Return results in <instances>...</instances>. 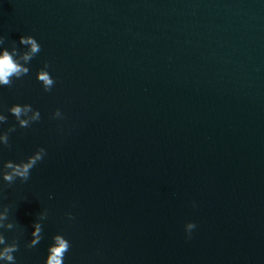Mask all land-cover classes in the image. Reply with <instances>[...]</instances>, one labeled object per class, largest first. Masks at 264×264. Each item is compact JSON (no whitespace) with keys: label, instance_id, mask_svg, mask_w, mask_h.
I'll list each match as a JSON object with an SVG mask.
<instances>
[{"label":"clouds","instance_id":"1","mask_svg":"<svg viewBox=\"0 0 264 264\" xmlns=\"http://www.w3.org/2000/svg\"><path fill=\"white\" fill-rule=\"evenodd\" d=\"M2 42V41H0ZM20 43L30 45V50L23 54H18L15 51L10 54L4 51L0 55V86L12 87L14 79H20L29 74L30 69L27 66L31 60L36 57L41 51V45L31 35L21 36ZM49 65L45 63L44 67L36 73V79L41 83L45 92H50L55 85V79L47 70ZM10 113L16 121V125L7 128L6 131H0V145L11 148L9 134L16 131L17 125L20 128H29L35 122L40 121L41 113L34 109L30 104H12L10 107H5L0 104V125L8 122V116L3 114L4 111ZM29 113L31 115L29 116ZM53 118L62 119L63 114L59 109L53 113ZM47 155L46 149L39 147L35 152L28 156L25 160L20 162H13L11 160L5 161L2 168H0V178L6 185H11L19 179L21 182H27L30 179L31 171L36 165L43 161ZM5 218L9 215V206H3ZM68 218L73 219L71 213H68ZM11 228V225L8 226ZM196 228L194 222L185 224V232L190 239L192 231ZM0 229L5 230V226L0 224ZM32 239L26 244V247L31 249L36 247L42 237V229L39 224L35 225V231L31 233ZM54 242L48 247V254L44 264H64L65 254L69 251L71 244L63 235L58 234L53 238ZM0 245H4L0 250V261L6 264H16V257L14 253L19 251V244L16 239L8 242L3 232H0Z\"/></svg>","mask_w":264,"mask_h":264}]
</instances>
